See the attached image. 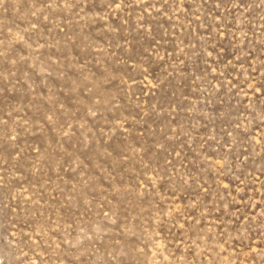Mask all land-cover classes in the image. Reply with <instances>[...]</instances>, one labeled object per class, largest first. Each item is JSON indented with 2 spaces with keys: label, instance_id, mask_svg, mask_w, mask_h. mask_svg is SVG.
Segmentation results:
<instances>
[{
  "label": "rangeland",
  "instance_id": "374dc122",
  "mask_svg": "<svg viewBox=\"0 0 264 264\" xmlns=\"http://www.w3.org/2000/svg\"><path fill=\"white\" fill-rule=\"evenodd\" d=\"M0 264H264V0H0Z\"/></svg>",
  "mask_w": 264,
  "mask_h": 264
}]
</instances>
